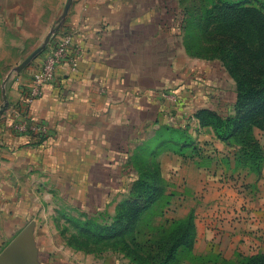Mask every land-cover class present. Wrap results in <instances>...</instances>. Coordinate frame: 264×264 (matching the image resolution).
<instances>
[{"label":"crops","instance_id":"1","mask_svg":"<svg viewBox=\"0 0 264 264\" xmlns=\"http://www.w3.org/2000/svg\"><path fill=\"white\" fill-rule=\"evenodd\" d=\"M168 1L74 0L59 30L74 32V48L27 119L21 105L42 58L9 78L4 88L9 105L0 116L1 251L29 229L28 264H84L79 254L85 264L90 256L106 255L107 264H134L116 251L115 240L94 253L73 248V227L66 218L78 212L114 215L120 202L109 185L131 181L121 174L131 159L123 151L133 156L154 136L176 130L189 133V142L173 144L186 156L167 150L159 164L169 193L178 192L176 200H188L194 193L192 206L172 204L179 218L196 216L195 253L206 255L214 248L228 258L237 251L246 255L258 247L264 250L253 233L261 229L262 235L264 230L263 205L239 206V191L225 180L232 175L234 150L217 138L212 126L202 127L197 117L215 104L228 103L211 93L210 69L224 67L189 53L179 41V27L170 29L175 18L168 14ZM66 2L0 0V64L3 54L18 49L21 42L34 40L32 47L38 49L55 29ZM8 29L14 33L12 42ZM73 62L78 64L75 71ZM164 94L177 101L172 103ZM4 103L0 101V108ZM23 121L25 133L6 126ZM36 123L46 127V134L32 131ZM99 194L107 200L103 207L88 203L84 210L73 201H89ZM66 199L71 208L67 202L56 206L57 200Z\"/></svg>","mask_w":264,"mask_h":264},{"label":"rangeland","instance_id":"2","mask_svg":"<svg viewBox=\"0 0 264 264\" xmlns=\"http://www.w3.org/2000/svg\"><path fill=\"white\" fill-rule=\"evenodd\" d=\"M168 3V14L175 18L173 19L174 23H170V29H175L174 25L179 27L183 33V39L179 41L185 44L193 56L202 60L217 61V64L220 62L222 65L223 62L219 58L226 55L230 56L228 65L232 73L224 65V70L218 68V66L210 69L213 72L211 93H216L217 97H225L228 103L226 105L215 104L213 109L209 110L223 118L233 116L239 97L245 96L247 81L242 80L241 65L232 60L233 52L231 49L236 44L235 38H241L250 48L257 49L259 28L253 23L251 16L256 12L259 17L260 14L264 15V0H169ZM5 32L8 33L9 42H12L14 34L12 30L8 29ZM44 42V39L40 41L41 46ZM21 43L18 49L11 47L7 54H3L4 61L0 64V101L4 100L3 91L6 80L17 74L16 69L35 51L32 47L35 43L34 40ZM238 50L240 51L239 47ZM44 52L33 60L27 68L41 60ZM206 77L204 75V78ZM200 82L204 83L205 79ZM230 105L231 107H229ZM174 137V133L154 136L147 143L140 145L133 156L129 152L123 151V155H129L131 159L128 163H126L127 161L124 163L121 174L123 179L131 181L119 185L117 183L109 185V190H114L117 194L116 200L120 202L118 206L121 205V211L128 217L125 222L131 219L130 223L132 221L134 223L135 215L142 213L136 223L138 227L137 243L144 244L147 240L155 242L163 238L170 239L179 230L177 222L189 218H192L194 223L196 241L198 235L197 225L195 224L196 216L189 214L185 218H179L176 214H173L175 212L174 205L176 204L180 207L187 204L192 206L195 201L193 198L194 193L188 200L186 197L176 200L175 196L178 192L169 193L167 189L169 186H167L166 181L161 175H157L155 168L151 167V164L157 161L153 160V157L159 152L161 146ZM125 143L123 141V144ZM230 144L231 149L234 150L231 157L235 165L233 168L229 167L232 170V175L226 177V184L230 185V188L235 187L234 189L239 191L238 194L242 197L239 199L240 207L247 206L249 203L262 204L264 207V203L261 202L264 201V131L259 126H253L248 138L246 136L243 138L238 134L231 138ZM255 146L259 147L257 151L260 152V160L253 162L249 157V153L255 150ZM145 181L150 183V187L144 185ZM230 182L233 184L231 185ZM135 183L136 185L139 183V186L135 187ZM154 194L158 196V199L153 205H149ZM140 196H142V199L139 198ZM73 201L76 203L77 208L85 210L88 203L90 206L97 204L103 207L102 205L107 200L99 194L96 199H90L89 201L79 199H73ZM172 201L176 204H172ZM66 202L69 204L67 207L71 208L72 202L70 203L69 199L57 200L56 206H65ZM116 217V213L114 215L88 216L80 212L67 218L63 216L67 219V223L73 227V235L79 236L84 244L85 220L93 219L97 225H112L113 223L117 224ZM262 221L264 222V215ZM121 222L120 218L119 226ZM81 229L84 231L81 232ZM260 230L253 233L255 239L264 244V230L262 235ZM118 237L119 239L116 240H121V235ZM84 247L77 250L85 253ZM4 248H2V251ZM194 248L192 251L182 250L180 264H243L253 256H264V250L259 247L255 251H251L250 254L245 255L237 251L228 258H225L222 253L214 248L206 255H197ZM106 250L108 251V248ZM144 250L136 252L147 256L146 253H143ZM2 251L0 250V254ZM106 254L109 253L106 252ZM78 256L82 259L79 262L85 264V257L81 254ZM106 256L103 258L90 256L89 264H107L109 255ZM111 260L116 261V258L113 257ZM0 264L2 263L0 262Z\"/></svg>","mask_w":264,"mask_h":264},{"label":"trees","instance_id":"3","mask_svg":"<svg viewBox=\"0 0 264 264\" xmlns=\"http://www.w3.org/2000/svg\"><path fill=\"white\" fill-rule=\"evenodd\" d=\"M251 17L253 23L259 28L257 49L250 48L241 38H235L236 44L231 49L233 52L232 60L241 65L242 80L247 81V91L245 96L239 97L236 103L235 114L227 118L220 117L210 110H203L197 114L200 125L202 127L212 126L217 138L229 146L231 145V138L238 134L243 138L244 136L248 138L253 126H259L264 131V15L260 14L259 17V14L256 12ZM222 46L224 47V44ZM219 59L232 73L228 65L230 56L226 55ZM171 133H174L175 137L166 141L161 146L159 152L153 157V160L157 161L151 164V167L155 168L157 175H161V177L159 157L167 150H173L178 155L186 156L184 151L176 148L173 144L176 142L182 143L186 140V142L190 141L187 131L176 130ZM258 148V146H255V150L249 153V157L253 162L260 160ZM145 182L144 185L150 187V183ZM134 186H139V183L137 185L135 183ZM139 198L142 199V196ZM157 199L158 196L154 194L149 205H153ZM121 208V205L117 207V224L97 225L93 219L85 220V244L79 236L75 235L69 239V244L75 249L82 248L85 245V251L94 253L101 251L103 249L102 245L105 242L115 240L114 246L116 251L124 254L134 264H180L182 250H193L196 236L192 218L177 222L179 230L172 238H163L155 242L147 240L146 243L142 244L137 243L136 237L138 233L136 223L142 213L135 215L134 223L133 221L130 223L131 219L125 222L128 217L121 211ZM120 218L122 222L119 226L118 222H120ZM82 231L84 230L81 229ZM120 235L121 240L117 241L116 239H119L118 236ZM143 249H145L143 253H146L147 256L136 252ZM243 264H264V256H253Z\"/></svg>","mask_w":264,"mask_h":264},{"label":"built area","instance_id":"4","mask_svg":"<svg viewBox=\"0 0 264 264\" xmlns=\"http://www.w3.org/2000/svg\"><path fill=\"white\" fill-rule=\"evenodd\" d=\"M60 33V32H59ZM55 33L45 50L41 64L32 76V80L25 92V98L22 102L23 117L27 119L29 117V110L33 103L43 98L47 89L54 84L57 79L59 70L64 66L66 59L69 57L72 49L74 48V32L65 31L59 34ZM78 64L73 62L71 67L72 71L77 69ZM164 97L175 102L177 99L173 95L164 94ZM8 128L15 133H25L28 131L26 122H14L6 124ZM32 131L37 132L40 135H44L47 129L42 124L36 123L32 126Z\"/></svg>","mask_w":264,"mask_h":264},{"label":"water","instance_id":"5","mask_svg":"<svg viewBox=\"0 0 264 264\" xmlns=\"http://www.w3.org/2000/svg\"><path fill=\"white\" fill-rule=\"evenodd\" d=\"M74 0H68L63 14L58 20V26L53 29L45 39L44 44L36 49L17 69L15 72L20 73L23 70H25L33 60H35L49 45L53 35L62 27L63 22L65 21L71 6L73 4ZM9 78L6 80L5 84L8 82ZM3 96L5 103L0 108V116L3 115V113L8 108V102H7V96H6V90L3 91ZM31 251H32V244H31V236H30V230L26 229L24 232H22L1 254L0 256V262L2 264H28L29 260L31 258Z\"/></svg>","mask_w":264,"mask_h":264}]
</instances>
